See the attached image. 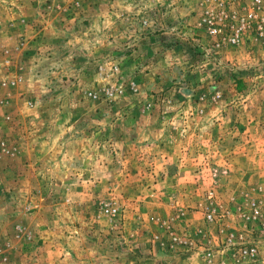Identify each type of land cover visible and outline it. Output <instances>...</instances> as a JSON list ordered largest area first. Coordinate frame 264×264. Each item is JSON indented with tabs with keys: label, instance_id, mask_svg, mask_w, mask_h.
<instances>
[{
	"label": "rangeland",
	"instance_id": "374dc122",
	"mask_svg": "<svg viewBox=\"0 0 264 264\" xmlns=\"http://www.w3.org/2000/svg\"><path fill=\"white\" fill-rule=\"evenodd\" d=\"M0 264H264V0H0Z\"/></svg>",
	"mask_w": 264,
	"mask_h": 264
},
{
	"label": "built area",
	"instance_id": "2783aa9c",
	"mask_svg": "<svg viewBox=\"0 0 264 264\" xmlns=\"http://www.w3.org/2000/svg\"><path fill=\"white\" fill-rule=\"evenodd\" d=\"M216 27H214V28H212V30L213 31H216ZM232 40L234 41L235 40V38H232ZM113 210V208H106V211H112Z\"/></svg>",
	"mask_w": 264,
	"mask_h": 264
}]
</instances>
